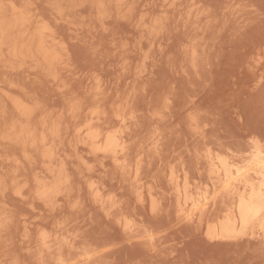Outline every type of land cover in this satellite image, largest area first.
I'll use <instances>...</instances> for the list:
<instances>
[{"label":"rangeland","instance_id":"obj_1","mask_svg":"<svg viewBox=\"0 0 264 264\" xmlns=\"http://www.w3.org/2000/svg\"><path fill=\"white\" fill-rule=\"evenodd\" d=\"M18 3L23 17H27L22 19L23 26L35 22L38 32L57 36V50H61L65 60L49 70L36 66L25 52L18 64L21 87L18 85L17 103L21 106L15 111L23 119L15 122L19 127L3 119L0 127V264H62V256L70 264H84L85 260V264H264V242L256 239L264 232V214L242 231L236 224L238 233L220 238L209 234L207 228L219 215L212 216V223L206 220L200 229L196 228L197 221L193 225L182 220L170 198L169 183L179 173L180 179H184L189 169V176L192 174L189 180L193 177L189 189L194 188L192 191L197 190L200 195L209 190L211 196L209 192L206 195L210 199L212 185L207 176H199L198 158L203 160L202 154L210 151L223 157L238 154L241 160L238 162L251 167L253 152L264 145V0H18ZM4 69L1 90L5 92L6 111L10 113L13 104L9 95L15 70L11 66ZM99 84L101 91L93 95ZM119 100L130 102V112L135 114L127 131L132 134L130 143L134 153L137 152L133 158L138 157L142 165L141 183L129 186L109 160L79 162L71 146L76 142L73 138L71 145L65 146V160L73 173V184L84 190L82 196L76 195L68 203L61 201L51 211L37 198L32 179L33 167L42 166L41 152L24 144L17 150L9 145L8 139L14 134L24 136L31 132L40 139L39 125L48 116H53V128L58 120V127L64 129L79 105L104 113L112 111ZM35 110L38 114L41 111L40 115ZM261 149L264 152V146ZM260 160L264 162V155ZM90 171L100 185L107 187L110 204L121 206L127 214L109 217L93 202L86 192L89 181L84 177ZM258 184L264 191V183ZM150 190L155 194L150 196ZM122 217L127 218L130 227L134 226L133 237L119 225L118 219ZM46 241L74 242L78 248L62 256L60 253L48 256L45 261L37 249L46 246ZM143 241L151 242L145 248L140 246Z\"/></svg>","mask_w":264,"mask_h":264},{"label":"bare ground","instance_id":"obj_2","mask_svg":"<svg viewBox=\"0 0 264 264\" xmlns=\"http://www.w3.org/2000/svg\"><path fill=\"white\" fill-rule=\"evenodd\" d=\"M19 3H20V1H19ZM19 3H18V0H0V83H1V85H0V123H1L0 127L2 126L3 119H4V121H6V123H8L7 121H12L13 123H15V122L17 123L18 121H21L23 119V118L21 119L20 112L15 111L21 106V105L18 106V103H17L18 95L20 94V93L18 94L19 86L21 87V85L18 84V82H19L18 77L20 78V76H18V67H19L18 64L21 62V58H22L23 54H25V52H26L28 55H30L32 62L33 63L35 62L36 66L41 67V68L42 67L47 68L49 70L52 69L54 66H57L58 64L60 65L61 63H64L62 61L65 60V59H63L62 53L59 52L61 50H57V40H58L57 36L55 37L53 35V33L49 34L50 32L48 34L44 33V32H38L37 31V25L35 22H29V23L26 22V23H28V25L26 27L23 26L22 19H24L25 16L23 17ZM260 8H261V6H260ZM24 10L25 9H23V11ZM28 10H31V9L28 8ZM38 16H40V15H38ZM26 18L27 17H25V20H27ZM43 19L44 18H42L41 20H43ZM43 22H46V21L43 20ZM37 23H38V21H37ZM46 23H48V21ZM46 25H49V24H46ZM50 26H51V24H50ZM48 28H49V26H48ZM51 29H52V27H51ZM46 30H45V32H48V30L50 31V28L47 31ZM58 46H59V44H58ZM194 51H195V49H194ZM63 52H64V50H63ZM8 66H11L15 70V74L14 73H13L14 75L12 74V76L14 77V81H13L14 85L12 86L13 90H12V93H10V91H9L10 95L8 94L11 97V100H9V101L13 104V106H11L12 109L10 108L11 109L10 113L6 111L8 109V108L6 109V107H8V106H7V104H5L6 103V99H4L5 92H3L1 90V88H2L1 86L4 83L5 73H6V70L4 68L5 67L7 68ZM53 70H55V68ZM9 71H7V72L9 73ZM9 75H10L9 77H11V74H9ZM7 77H8V75H7ZM6 79H8V78H6ZM12 80H13V78H12ZM60 83H61V81H60ZM89 83L90 82H88V84ZM94 84H96V83H94ZM5 87H4V89H6ZM100 87H101V85L99 84L98 85L99 89H97L98 92L96 91L95 94H94V92H92L93 95L99 94V92L101 91L100 89H102ZM21 90H22V88H21ZM21 90H20V92H22ZM3 94H4V96H3ZM100 94H102V93H100ZM21 96H19V97H21ZM102 98L103 97L101 96V99ZM99 99L100 98H98L97 101L100 103L101 99L100 100ZM182 99H183V97H182ZM134 100H136V99H134ZM9 101L7 99V103ZM91 101H93V100L91 99ZM102 101H105V100L102 99ZM118 102H120V100ZM130 105H131L130 102L121 101L120 103H117V106L115 105L114 109L112 107V111L104 112V113L102 111V113H101V112H98L97 110H96L97 111L96 112L95 109L93 111L92 108L88 110L86 107H84V105L82 106V104H81V106L79 105L78 108L76 107L77 109L74 110L73 114L72 113L70 114V115H72V118H71V121L69 120V122H71L72 125H70L71 123L68 125L66 123L65 126L67 125V127H65L64 129H62L61 127L60 128L58 127V126H60L56 123L58 120H56V122H54V124H56V125H54V126H56V128L55 127L53 128V126L51 125V122L53 121L52 120L53 116H51V117L48 116L43 120V123L40 122V124L42 123V125L38 124L39 126H41L40 128L42 131L41 132L42 137H40V139L36 135L32 134V132L30 134L28 133L24 136H22L20 133H18V134H20L21 136H17L18 134H14L15 133L14 132L13 134L15 136H13V138H11V136H9L11 138L10 140L8 139L9 145L15 147L16 149L18 147H19V149H20V147L22 148L21 145L24 144L25 146H33L34 148L38 149L41 152L42 163H41V161L39 163L42 166L33 167L34 171H33V177H32L33 183L35 184V187L37 189V195L36 196L40 200V202H43L46 205V207L47 206L50 207L49 209L51 211H53V209L56 208L55 207L56 204L61 205V203H60L61 201H65L66 203H68L67 201L72 199V197H74L76 195L82 196L84 187L81 186L78 189L75 187L76 184L75 185L73 184V182H74V179L72 177L73 173H71L72 171H70L69 168L67 167V163L65 160V158L67 156L66 155L67 152H65L66 147H67L66 145L67 144L71 145L73 138L76 139L75 140L76 142L74 144H72L71 146L73 147L75 153L78 155V161L79 162L86 163L87 161H89L91 159H100L103 162H105V160H109L116 167L118 173L120 174L121 179H123L124 182H128L129 186H134L136 184H137V186H139L138 183L139 182L141 183V181H142L141 179H139V177H142V174H139V172H140L139 170L142 167L140 168L141 163H140V161L137 160L138 157L136 159L137 161L133 158V155L135 156L136 155L135 153H137V152L134 153V151L132 149V145L130 143V141L132 139V134H131V132L127 131L130 122L133 123L132 118L135 115V114L134 115L131 114V112H130L131 106ZM96 106H98L99 108L104 107L103 104H98V105L96 104ZM33 107H34V105H33ZM35 109H37L36 106H35ZM43 110H44V108H43ZM33 111H34V109L32 110V112ZM36 111L37 110H35V112ZM39 112L41 113V111H39ZM42 112H44V111H42ZM70 112H72V111H70ZM6 113H9L8 116L6 115ZM23 113H22V115H23ZM40 113L38 114V111H37L38 115H40ZM63 113H64V111H63ZM45 114H47V113L45 112ZM32 115H34V114L32 113ZM47 115H45V116H47ZM55 115H57V114H55ZM67 115L69 116V114H67ZM83 115H84V118H81V117H83ZM23 116L27 117L28 115L27 116L23 115ZM35 116H37V115H35ZM35 116H34V118H35ZM43 116H41V117H43ZM56 117H58V116H56ZM28 118H29V116H28ZM30 120L31 119H28L29 122H30ZM63 120H64V118H63ZM22 122L24 123V121H22ZM34 122H35V120H34ZM13 123H12V125H14ZM83 124H84V126H83ZM3 125H4V128H6L5 124H3ZM15 126H18V125L16 124ZM22 126H24V124ZM27 126H28V124H27ZM73 126L77 129H74ZM22 128H21V131L23 130ZM29 128H30V125H29ZM35 130H36V128H35ZM25 131L26 130H24V132ZM137 131H139V130H137ZM27 132H29V131H27ZM188 136H190V135H188ZM6 137L8 138L7 135H6ZM173 138H176V136ZM137 141H139V140H137ZM257 141L258 140H256V142ZM2 143L3 142L1 141V145H2ZM138 145H139V143H138ZM262 146H264V145H262ZM262 146H261V148H262ZM13 147H11L10 149H12ZM5 148H7L6 145H5ZM190 148H192V147H190ZM261 148L258 147L256 151H254V152L252 151L254 153V155L252 156V157H254V164L251 167H249V165L248 166L241 165V163L238 162V161H241L240 158L237 157L238 154L236 156L225 155V157L221 156L222 154L218 155L219 153L217 155H214L213 152H211V151L208 152L206 155L202 154L200 159H203V160L199 161V158H198L197 163H199V166L196 165L197 166L196 169L198 171L199 176L200 177L207 176L209 179V182L212 185L211 187L213 190V196L210 199L206 195L209 192V190H208V192H206L205 195L204 194L200 195L199 191H197V190H196V192L192 191V190H194V188L192 190L189 189L190 187L188 186V184L193 178L192 177L189 180L190 176L192 175L191 174L192 172L190 171L191 175L189 176V169L185 171V176H183L184 179H182V180L180 179V177L178 176L180 174L179 173V174H177V177H175V178L173 177V179H171V182L168 181L171 185V187H170L171 188L170 189V198L173 200V202L176 203V206H177L178 211H179V215L182 218V220H185L187 223H191V224H193V223H195V221H197V223H198L197 225H199V226H196V228L200 229L201 227H203L201 225H203L206 220L209 219L208 223H210L212 216L215 217V216L219 215L216 219H214L215 221H213V219H212L213 224L211 226L209 224V227H207L208 233L209 234H216L217 237H220V238H229V237L235 235V233H238L237 232L238 230L242 231V229H246L252 220L259 219L264 214V191L261 190L263 188L260 189L259 184H258L259 182L264 183V162L261 161L262 159L260 160L261 156L264 155V152H262ZM26 150H24V151L26 152ZM254 150H255V148H254ZM29 151H30V149L27 152H29ZM85 151L87 153L90 152L89 155L92 154V155H90L92 157H89L88 154H87L88 156L85 155L84 154ZM243 151H244V149H243ZM64 152H65V154H64ZM32 155L34 156L33 153H32ZM203 155H205V156H203ZM35 156L37 157V155H35ZM141 157H143L142 154H141ZM2 158H3V156H2ZM5 158H3V159H5ZM0 159H1V157H0ZM13 159H14V157H13ZM15 159H16V157H15ZM20 159H22V158H20ZM141 159L142 158H140V160ZM5 160H7V159H5ZM17 160H16V162H17ZM19 161H21V160H19ZM35 161H37V159ZM6 162H8V161H6ZM10 163H12V161ZM43 163H44V167H43ZM175 163H176V161H175ZM191 165H192V163H191ZM0 168H2V167H0ZM173 168H171L172 171H173ZM176 171L177 170H175V172ZM192 171H193V168H192ZM74 174H75V172H74ZM171 174L169 175L170 177H172ZM137 175H139V176H137ZM84 177H85L86 181H89L88 183H86L87 184V191L86 192H88L89 195L91 194L90 197L92 198L93 202L97 206L101 207L109 217L116 216L118 213H120V215H118V217H120L121 215L122 216L124 215L123 214L124 211L121 210L122 209L121 206L114 207L113 205L110 204V202H111L110 197L111 196L107 197L106 192H105V189L107 187L105 188V186L100 185L98 180L96 181L94 179L96 177H94V174L91 171H90V173H87ZM158 182H159V180H158ZM261 187H263V186H261ZM196 189H197V187H196ZM138 192H140V191H138ZM149 193L151 194L150 196H152V194H155V192L153 193L152 190H150ZM211 193L209 194L210 196H211ZM109 194H111V193L109 192ZM164 194H165V192H164ZM140 195H142V194H140ZM140 195H139V197H140ZM115 197H116V195H115ZM202 197L204 200L202 199ZM155 198H156V196H155ZM120 200H121V198H120ZM164 201H166V199ZM154 204L157 205L156 203H154ZM154 204H152V205H154ZM136 207H137V205H136ZM127 208H129V207H127ZM153 208L156 209L157 207L154 206ZM177 208H175V209H177ZM162 209H164V207ZM188 210L191 212L187 213ZM169 212H170V210H169ZM124 213L127 214L126 212H124ZM0 214L2 217V213H0ZM4 214L5 213H3V215ZM194 214L198 215L197 218L194 217ZM136 215H139V214H136ZM125 216L127 217V215H125ZM128 216H130V215L128 214ZM3 217H5V216H3ZM126 217H122L121 219L120 218L118 219L119 225H121L123 227L122 230L125 234L133 237L134 230L132 229V227H134V226L130 227L131 225L129 224V221L127 220ZM6 219H7V215H6ZM0 224H2V223L0 222ZM236 224H239L240 225L239 227H241V228L237 230L235 228ZM139 229H140V226H139ZM89 231H90V229H89ZM150 237H152V236L150 235ZM57 238H58V236H57ZM257 238L259 239L260 242H264V232H263V235L261 234V235L256 236V239ZM148 239H149V237H148ZM143 240H145V239H143ZM43 241H44V239H43ZM47 241H46V246H41L39 249H37L35 247L38 250V253H40L41 257L44 258V260L46 257L52 256L56 253L58 255L60 253L61 256L65 253L66 254L73 253L78 248L77 243L74 244V242L73 243L70 242V244L69 243L65 244V243H61V241H60V242H55L53 244H49ZM148 242H151V241H147V242L143 241L140 244V246L148 247L147 246L149 244ZM43 243H45V242H43ZM47 243H48V245H47ZM142 247H141V249H142ZM58 258L60 259L61 257H58ZM63 258H65V257L62 256V259L60 261V262L63 261L62 264H70V263H67V261L65 262ZM67 258L69 259L68 255H67ZM90 259H92V258H89L88 260H90ZM46 260H47V258H46ZM85 261L87 262V260H85ZM48 262H49V260H48ZM86 262H84V264ZM88 262H90V261H88ZM29 263H31V262H29ZM42 263H43V261H42ZM87 264H89V263H87Z\"/></svg>","mask_w":264,"mask_h":264}]
</instances>
